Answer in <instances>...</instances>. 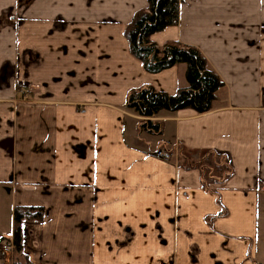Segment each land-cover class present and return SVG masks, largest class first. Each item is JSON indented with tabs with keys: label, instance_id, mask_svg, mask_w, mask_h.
I'll return each mask as SVG.
<instances>
[{
	"label": "crops",
	"instance_id": "crops-1",
	"mask_svg": "<svg viewBox=\"0 0 264 264\" xmlns=\"http://www.w3.org/2000/svg\"><path fill=\"white\" fill-rule=\"evenodd\" d=\"M148 0H0V234L17 206L30 264H264V0H181L151 39L197 47L224 82L210 111L162 110V134L126 106L169 94L186 66L148 72L127 26ZM175 147L222 154L209 189ZM168 150L171 160L155 156Z\"/></svg>",
	"mask_w": 264,
	"mask_h": 264
},
{
	"label": "trees",
	"instance_id": "trees-1",
	"mask_svg": "<svg viewBox=\"0 0 264 264\" xmlns=\"http://www.w3.org/2000/svg\"><path fill=\"white\" fill-rule=\"evenodd\" d=\"M180 4L181 0H148V7L138 11L126 29L132 53L142 60L148 72L158 73L180 64L186 66L187 85L179 88L175 94L159 91L153 86L133 89L128 94L126 106L141 116L140 129L151 134H162V124L155 120L162 110L191 108L198 113L208 112L217 90L224 85L222 79L208 67L206 58L197 47L179 41L160 47L152 41L154 33L179 23ZM221 159L222 154L208 151L199 160L187 155L180 156L178 163L184 169H199L203 186L209 189L212 184L224 181L233 173L228 160L221 162ZM44 213L43 207L36 206H17L14 209L12 241L15 253L25 264L30 263L23 253L22 225L25 221H42Z\"/></svg>",
	"mask_w": 264,
	"mask_h": 264
},
{
	"label": "built area",
	"instance_id": "built-area-1",
	"mask_svg": "<svg viewBox=\"0 0 264 264\" xmlns=\"http://www.w3.org/2000/svg\"><path fill=\"white\" fill-rule=\"evenodd\" d=\"M155 156L165 161L171 160L172 154L168 150H158L155 152ZM0 250L3 255H5L10 264H15L17 260L19 262L17 264H25L22 258L20 259V255L15 253V245L12 241V238H6L0 243Z\"/></svg>",
	"mask_w": 264,
	"mask_h": 264
},
{
	"label": "rangeland",
	"instance_id": "rangeland-1",
	"mask_svg": "<svg viewBox=\"0 0 264 264\" xmlns=\"http://www.w3.org/2000/svg\"><path fill=\"white\" fill-rule=\"evenodd\" d=\"M175 150L177 151V154L179 156L177 159H179L180 156H184V155H187L188 157H191L188 153L185 154L186 153L185 150H182V148H180V147H175ZM193 155L194 156H192V157H195L196 160H199V159L203 158L204 154L202 153V154H199V155H197V154H193ZM221 160H222L221 162H226L227 159H226L225 156L222 155V159ZM2 238H3V236H1V234H0V243L2 242V240H1ZM0 264H10L8 258L5 255L2 254L1 250H0Z\"/></svg>",
	"mask_w": 264,
	"mask_h": 264
}]
</instances>
